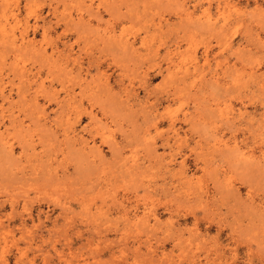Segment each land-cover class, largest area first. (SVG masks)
<instances>
[{
    "label": "rangeland",
    "instance_id": "1",
    "mask_svg": "<svg viewBox=\"0 0 264 264\" xmlns=\"http://www.w3.org/2000/svg\"><path fill=\"white\" fill-rule=\"evenodd\" d=\"M0 264H264V0H0Z\"/></svg>",
    "mask_w": 264,
    "mask_h": 264
}]
</instances>
